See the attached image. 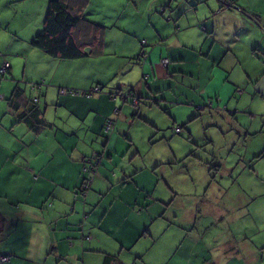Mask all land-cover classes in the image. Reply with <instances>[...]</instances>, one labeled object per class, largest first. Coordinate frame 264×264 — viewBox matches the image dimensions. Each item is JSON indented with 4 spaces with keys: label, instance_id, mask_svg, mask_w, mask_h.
Wrapping results in <instances>:
<instances>
[{
    "label": "crops",
    "instance_id": "obj_1",
    "mask_svg": "<svg viewBox=\"0 0 264 264\" xmlns=\"http://www.w3.org/2000/svg\"><path fill=\"white\" fill-rule=\"evenodd\" d=\"M174 1L165 0L156 6V11L168 13L172 20H164L157 12L160 26L148 22L152 33L143 32L147 35L145 38L138 33L135 36L137 42L142 44L141 40L147 39L144 45H152L148 50L150 58L151 51L156 48L160 50L161 63L165 58L171 61L167 66L162 63L169 76L184 74L192 78L188 92L184 91L180 98H157L159 105L176 102L196 105L203 110L212 102L214 106L210 108L218 110V118L223 117V121L212 123L234 131L226 144L228 155L238 146L230 168L214 166L215 163L224 164L221 160H225L222 157L225 153L221 155L213 140V145L209 144L212 146L209 153L213 152L205 165L212 167L206 175V179H210L204 195L232 198L239 202L241 209L230 210L206 199L205 204L200 203L198 209L187 215L190 222L182 233H171L168 230L171 223L165 220V229L162 226V232L154 235V218L145 229L137 224L140 231L134 224L127 226L135 205L143 202L149 206L147 200L154 194L162 214L168 215L172 210V202L168 201L164 190L146 198L148 192H144L145 187L135 173L149 171L148 161L136 165L133 157L129 162L126 157L134 150L123 149L119 144L121 137L133 139L132 129L124 124L135 126L138 123L130 116L133 109L123 110L129 104L121 105L118 99L109 97L116 86L112 78L102 77L103 65L92 61L102 56L61 60L31 44L44 24V20L39 23L40 19L35 16L30 22L36 5L33 3L26 11L21 10L19 18L0 16V70L4 60H9L12 66L10 78L7 75L0 81V212L6 219L5 222L0 220V228L12 230L16 222L14 232L0 243V257L10 254L11 260L3 263L0 258V264H104L106 253L117 255L124 264H144L143 261L156 252L159 259L162 252L166 253L168 262L177 255V264H264V239L248 235L247 221L252 197V204H259L258 210L263 207L264 211V197L257 195L255 190L257 167L264 159V142L261 146L264 140V0H260L259 5L251 0L244 4L241 0H229L231 6L223 0H181L178 18L176 11H173L174 16L169 12V5L173 6ZM42 2L47 8L48 0ZM22 20L29 21L30 25H22ZM149 61L155 72V65ZM114 72L115 67H112L111 74ZM148 76L149 72L143 73V77ZM25 81L43 84L35 94L42 96L40 106L51 125L40 132L19 121L11 108L9 98L14 88L17 84L24 85ZM98 84L104 89L92 96L61 92L62 87L88 90ZM120 86L125 88V85ZM109 119L115 121L111 130L107 128ZM238 151L245 152L243 158ZM98 152L103 159L100 158L92 189L86 200L82 195L77 198L83 181V159ZM137 153L140 151L135 150L134 156ZM175 158L164 155L156 160L154 170L158 186L162 178L169 189L165 172L169 165L175 164ZM237 165L241 169L235 173ZM158 166L164 167L163 170L157 171ZM180 168L183 174L187 173L183 165ZM199 169L200 175L207 171L202 164ZM160 170L163 171L161 177ZM109 179L118 188H109L113 203L104 209L103 221L107 222L110 215L112 221H116L119 214L120 220L110 226V238L101 236L94 241L92 234L82 235L90 220L87 206L97 193L101 194V183ZM95 183L97 188L91 193ZM245 197L249 202H244ZM102 203L103 200L99 201V205ZM124 206L127 209L121 211ZM230 206L227 204L228 208ZM228 217L231 225L226 235H219L214 230L218 229L220 220ZM169 233L171 235L164 242L162 238ZM215 235L225 240L218 241ZM242 235L245 236L239 237ZM78 239L79 244L76 243Z\"/></svg>",
    "mask_w": 264,
    "mask_h": 264
},
{
    "label": "rangeland",
    "instance_id": "obj_2",
    "mask_svg": "<svg viewBox=\"0 0 264 264\" xmlns=\"http://www.w3.org/2000/svg\"><path fill=\"white\" fill-rule=\"evenodd\" d=\"M162 1L165 0H90L87 4L88 6L85 8V16L87 18L97 21L99 24L106 27L105 39L108 50L102 58L99 56L100 58L92 60L98 62L99 65H103V70L100 72L102 77L105 79L112 78L111 82L115 84L116 88L120 85H125L124 90L129 92V89H131L130 87H134L138 95H142L141 103L138 104L139 106H134L132 100L125 103L122 96L118 98V102H120L121 105H130H126L123 110L126 109V111H129L130 107H132L133 113L130 116L134 121H138L135 126L134 124L124 123L127 129H132L131 136L133 139L130 141V139L121 137V139L119 138V144L123 149L126 148L129 151L134 150L133 153H130L126 157L129 162L133 157L134 164L136 165H143V161H148L147 166L149 171L145 169L135 173L140 183L145 187L144 192L156 193L159 190H164L165 195L169 198L168 201L172 202V210L168 215H164L159 211L158 207H160V204L155 200L157 195L154 194L151 200H147L150 204L149 206L142 202L139 205H135L134 215L129 214L130 217L128 222H126L127 226L134 224V228H138V224L141 229H145L148 224L153 222V218H155L153 225L154 235H158L162 232V226L163 229H165V223L163 224L165 220L171 223V227H168L171 233L175 231L182 233L183 228L190 222L187 215L193 212L195 208L198 209L199 207L197 206L200 203L205 204L206 199L218 203L230 210H237L242 207L239 205L238 201L232 198L225 199L222 196L219 198H210V194L207 198L204 195L207 187L206 183L210 179H206V175H208V170L212 167L205 165L213 152L209 153V151L212 150V146L209 144L213 145L215 142L221 155L225 153V155L222 156L225 160H221L224 164L215 163L214 166L222 169H226L227 167L230 168V162L233 160L238 146L235 149L231 148L233 153L228 155L229 149H226V144L234 131L227 127L220 128L218 125L212 123L215 120L223 121L222 116L218 118V110L210 108L214 106L212 102H209L210 107L203 110H199L200 108H197L196 105L192 107L176 102L163 103V106L159 105L160 102L157 98H180L184 91L188 92L192 78L184 74L169 76L166 67L161 63L159 49L155 48L151 51V58L149 54H147L145 67L142 63L144 60L137 59L138 54L142 52V44L137 42V37L135 35L138 33L145 38L147 35L143 32L152 33V26H149L148 22L153 26H160V23L157 21V12L167 21L168 13L156 11L157 3ZM251 1L255 5L262 3L260 0ZM178 2L182 3L183 1L178 0ZM33 3H36V5L34 4V15L31 17L30 22H32L35 16L36 19H40L39 23H41L45 19L47 12L46 5L42 0H24L19 2L0 0V16L2 18L7 16L19 18L22 16L21 10L26 11L29 7L33 6ZM241 3H249V0H241ZM228 5L231 6L232 2ZM168 19L172 20L171 17ZM30 22L27 20L21 21L22 25H30ZM150 49H152V45H147V52ZM149 59L155 65V72L152 69V64ZM7 65L8 63L5 65V68H7ZM112 67H115V72L111 74ZM30 71L33 73L32 68H30ZM144 72H149L150 76L143 77ZM136 101H139V98H137ZM121 105H119L118 108H120ZM165 108H167V110ZM169 109L170 111H168ZM134 115L135 117H133ZM183 124H185V126H182ZM259 138L260 141L263 140L262 136ZM211 140H213V143ZM104 141H106V139ZM263 142L264 140L261 142V146ZM135 150L140 151V153L135 155L136 157L134 156ZM123 154H125V152L120 155L122 156ZM238 154H241V158H243L245 152L238 151ZM164 155L171 159L176 157L174 159L175 164L169 165L165 172V175H168L166 179L170 182V186H168L169 189L164 186L165 182L162 178H160L161 182L158 186V177L155 175L156 171L154 170L156 160ZM200 164L204 165L207 170L203 172L202 175H200ZM182 165L183 171L187 172L186 174L181 172L180 167H182ZM163 168L158 166L156 170H163ZM240 169L241 166L237 165L235 173H238ZM162 170L158 172L159 176L160 174L163 175ZM256 176L259 180H255L256 194L264 197V159L258 164ZM99 178L100 177L96 180L97 183ZM94 185L96 187L93 186L91 193H94V190L97 188V184L95 183ZM236 185H238V183ZM141 186H139V188ZM110 187L117 189L118 185L113 182L112 179L101 183V194L97 193L95 199L88 202L87 208L90 213V220L87 223V229H85L82 235L87 236L92 234L94 236V241L98 240L101 236L104 239L110 238L112 234L109 230L110 226L117 224L120 220L119 214L116 221H112L113 216L111 215L107 222L106 219L103 221L105 214V212H103L104 209L113 203L112 194L109 193ZM101 200H103V203L99 205V201ZM248 200L250 199L245 197L244 202H249ZM253 201L254 199L252 197L251 202L253 203ZM252 203L251 207H248L249 213L246 211V213L249 214L247 221L250 230L248 235L253 239H264L263 207L258 210L260 207L259 204ZM227 204H231V206L228 208ZM96 206H98V208ZM141 206H145V208ZM253 208L255 214L253 213ZM126 209L127 206H124L121 211H125ZM235 215L238 218L237 214ZM83 217L85 219L88 218L85 214H83ZM218 224V229L214 231L219 233V235H226L227 229L231 225L230 218L222 219ZM171 233L163 237L162 240L165 242L166 238L171 235ZM231 236L232 233L230 234V237ZM243 236L245 235L239 237ZM215 237L218 241L225 240L224 238H219L218 235H215ZM245 240L251 241V239H247L246 237ZM76 243L79 244L81 241L78 239ZM156 247L158 248V245ZM166 249L167 248H164L163 250ZM157 250L158 249H156V251ZM173 252L174 251L171 253V258L173 257ZM161 255L162 257L159 259V253L156 252L154 255H150V259L143 262H145L144 264H177V255L172 259L170 258V262H168V255H166V253L162 252Z\"/></svg>",
    "mask_w": 264,
    "mask_h": 264
},
{
    "label": "trees",
    "instance_id": "obj_3",
    "mask_svg": "<svg viewBox=\"0 0 264 264\" xmlns=\"http://www.w3.org/2000/svg\"><path fill=\"white\" fill-rule=\"evenodd\" d=\"M89 2L90 0H76L73 3L71 2V0H48V7L44 19L43 28L31 40V44L34 47L41 49L51 57L61 60H77L103 56L106 53L107 48L105 39L106 27L99 24V22L91 20L90 18H87L85 16V8L86 6H88L87 4ZM223 2L229 4V2L232 1L223 0ZM173 4V6L172 4L169 5V12H171L172 16H174L173 13L175 11L177 13V9H180V3L178 2V0H175ZM164 10H166L165 7ZM178 16H180V13H177L175 17L178 18ZM141 41L142 52L138 54L137 59L139 58V60H144L142 62L144 65L146 64L145 59L148 54L146 50L147 46L144 45L147 43V39ZM5 61L9 62V66L6 69H3V64ZM4 62L0 70V81H3L5 77H7V75H9L8 78H10V73L12 72L11 62L9 60H4ZM170 62L171 61L168 58L162 60V63L165 66L170 65ZM42 85L43 84L41 83H31L28 81H25L24 85L17 84V86L13 90L12 95L9 98L10 104L12 105L10 106L14 113H16V117L18 118V120L25 122L35 132H40L42 129L48 128L49 125L48 121L44 117L45 111L40 106L42 96L40 94H35L38 89H42ZM113 88L114 89L111 90L110 94L108 93L109 97L118 99L122 96L125 103H128L132 100L134 106H139L138 104L141 103L142 95L139 96L134 87H130L131 89H129V92L124 90L125 88L121 86L120 88ZM63 89H67V91L64 93H70L75 96H92L93 94L102 92L104 87L101 84L94 85L88 90L77 89L74 87H62V93ZM137 98H139V101H136ZM165 109L167 110V108ZM168 111H170V109ZM114 122L113 120L109 119L107 128L110 125L111 130ZM182 126H185V124H183ZM100 158L101 160L103 159L101 152H98L83 159V181L79 191L77 192V198L78 196L82 195L84 197V200H86L88 191L92 189L94 176L99 171L101 162ZM93 166L95 169H93ZM89 182H91V185H89L88 189H85L84 185H88ZM150 195H152V193L148 192L146 198H148ZM0 220L1 222L6 221L5 216L1 212ZM15 227L16 222L12 224V230L7 231L4 228H0V243L5 241L14 232ZM104 264L124 263L117 255L106 253L104 257ZM134 264H139V262H134Z\"/></svg>",
    "mask_w": 264,
    "mask_h": 264
},
{
    "label": "built area",
    "instance_id": "obj_4",
    "mask_svg": "<svg viewBox=\"0 0 264 264\" xmlns=\"http://www.w3.org/2000/svg\"><path fill=\"white\" fill-rule=\"evenodd\" d=\"M7 63H8L7 67L9 66V62H8V61H5L3 68H5V65H6ZM5 69H6V68H5ZM66 91H67V89H63V92H66ZM108 128H110V125H109ZM93 169H95L94 166H93ZM91 182H92V180H91ZM91 182H89L88 185H86V186L84 185V188H85V189H88V188H89V185H91ZM0 258H1V260H2L3 262H8V261L11 260V256H10V255H2Z\"/></svg>",
    "mask_w": 264,
    "mask_h": 264
}]
</instances>
